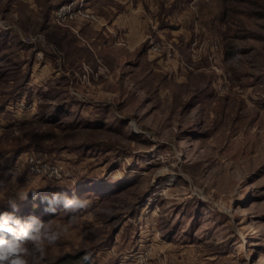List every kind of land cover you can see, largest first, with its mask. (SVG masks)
Wrapping results in <instances>:
<instances>
[{"label": "rangeland", "instance_id": "obj_1", "mask_svg": "<svg viewBox=\"0 0 264 264\" xmlns=\"http://www.w3.org/2000/svg\"><path fill=\"white\" fill-rule=\"evenodd\" d=\"M0 264H264V0H0Z\"/></svg>", "mask_w": 264, "mask_h": 264}, {"label": "built area", "instance_id": "obj_2", "mask_svg": "<svg viewBox=\"0 0 264 264\" xmlns=\"http://www.w3.org/2000/svg\"><path fill=\"white\" fill-rule=\"evenodd\" d=\"M160 49H161V46L160 45H155L153 47V50L156 51V52H158Z\"/></svg>", "mask_w": 264, "mask_h": 264}, {"label": "trees", "instance_id": "obj_3", "mask_svg": "<svg viewBox=\"0 0 264 264\" xmlns=\"http://www.w3.org/2000/svg\"><path fill=\"white\" fill-rule=\"evenodd\" d=\"M36 228H37V226H36Z\"/></svg>", "mask_w": 264, "mask_h": 264}]
</instances>
